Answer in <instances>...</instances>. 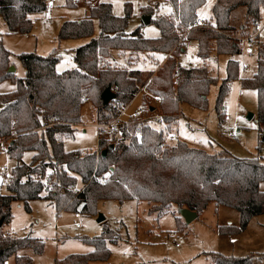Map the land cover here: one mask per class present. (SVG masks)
Listing matches in <instances>:
<instances>
[{
    "label": "trees",
    "instance_id": "trees-1",
    "mask_svg": "<svg viewBox=\"0 0 264 264\" xmlns=\"http://www.w3.org/2000/svg\"><path fill=\"white\" fill-rule=\"evenodd\" d=\"M89 13L80 20H66L60 26L58 39L91 37L74 50V69L57 71L58 56L52 52L46 56L21 53L19 59L25 69L22 77L9 72V51L0 38V82L12 79L15 88L0 93V139H7V154L16 161L6 183V193H0V264H32L28 255L18 254L23 248H31L40 254L44 241L30 234L8 235L3 226L12 218L11 203L22 201L29 211V201L43 199L52 204L56 214L62 210L95 214L98 201L127 200L146 202L148 213L158 216L177 208H188L199 216L209 203L238 210V229L217 226L219 234H233L245 229L249 220L264 213V192L259 189L264 181V161L258 157L238 158L229 154L208 153L177 140L165 146L164 132L146 121L133 119L120 130L119 138H98L94 151L72 150L63 147V138L73 136L75 126L81 122V106L90 100L96 109L97 122L112 120L118 112L113 103L104 105L101 93L110 88L114 101L128 103L144 86L152 95L160 96L158 104L167 123L175 121L181 103L205 109L210 86L217 79L209 75L205 67H184L175 58L183 46H176L180 34L177 26L187 27L197 16L206 0H170L169 17H151L152 5L141 7L142 15L150 16L160 31L155 38L144 37L139 28L127 33L129 15H113L111 4L106 1L85 0ZM93 1H96L94 4ZM78 0H65L74 7ZM46 0H0V15L9 30L27 34L32 29L31 14L46 11ZM130 5L126 6L127 12ZM264 0H215L212 7L214 28L191 29L186 40L197 43V56L206 59L212 51L226 54V76L218 86L215 108L221 113L229 83L238 78L240 54L239 40L248 37L250 29L260 21V7ZM239 7L245 8V22L235 26L231 14ZM97 19L99 33L93 36V19ZM179 23H178V22ZM258 34L254 37L257 39ZM258 41V40H257ZM113 50L119 54L128 52L127 62L119 63L111 57ZM140 53H172L156 72L141 81L138 71L130 70V64ZM134 55L135 57H132ZM240 85L252 89L257 97L256 120L264 137V42H257L256 69L250 77L240 78ZM148 103L147 98H140ZM153 107H149L154 112ZM174 117V118H173ZM139 133V135L137 134ZM113 145L109 149V145ZM107 149L106 156L100 152ZM33 152L30 162H22L23 153ZM113 168L108 179L101 183L99 176ZM49 170L54 177L52 191L42 190L40 178ZM85 185L75 195L72 185ZM174 213V212H173ZM179 228H182L179 227ZM119 235L106 228L99 236L80 237L92 247L87 253H71L54 260V264H107L110 256L108 243L115 244ZM13 258L9 263V258ZM210 264H253L252 258H235L211 253Z\"/></svg>",
    "mask_w": 264,
    "mask_h": 264
},
{
    "label": "rangeland",
    "instance_id": "rangeland-1",
    "mask_svg": "<svg viewBox=\"0 0 264 264\" xmlns=\"http://www.w3.org/2000/svg\"><path fill=\"white\" fill-rule=\"evenodd\" d=\"M105 1L111 4L113 15L117 17L129 15L125 28L127 32L139 28V32L148 38H155L159 29L154 22L143 24L142 16L147 15H142L141 7L152 5L151 17H169L168 7L172 8L170 0ZM213 2L214 0H206L198 13V16L206 19L209 24L213 23L211 19ZM127 5H130L128 12ZM54 6L52 10L31 14L32 29L25 35H21L18 31L10 34L0 15V38L3 37V45L9 51L10 59L15 65H12L15 68L14 77H22L25 73L19 59L21 53L33 52L40 56H46L54 52L59 58L57 71L75 68L70 48L80 45L82 38L58 39V32L64 21L80 16L82 18L86 7L82 3L70 8L65 4V0H58ZM240 9H244V7L237 8V12H234L232 16V24L235 26L245 22L244 11H239ZM184 30L185 27L180 24L177 26V32L180 34L179 39H182V42L186 44V36L183 37ZM257 31L258 37L254 38L251 46L252 53L251 50L248 52L244 41L239 40L242 52L235 57L239 62L238 78L229 83L221 109L222 114L229 116L228 122L223 121L218 115L215 101L218 86L226 76V63L229 58L233 57L226 54L218 55L212 51L208 58L201 59L196 54L197 44L195 41L189 43L184 52H180L177 58L182 66L205 67L209 75L217 79V83L210 86L205 109L181 103L178 113L174 115L175 118L173 117L176 119V123L174 121L170 125H166L167 122L163 120L164 116L159 111V106L154 104V112L149 113L145 121L156 129H162L165 146H171L180 140L190 147L199 148L208 153H226L238 158L258 157L264 161V137L259 130L261 125L256 120V92L252 89L242 88L240 85V78L252 76L256 69L257 42H264V6L260 7L258 25L251 28L249 34ZM98 32L99 25L94 22L93 36ZM73 41H77V45H74ZM116 54L119 55L117 59L120 62L121 59H126L128 56V52L119 54L117 50ZM112 57L113 54L108 59ZM132 57L135 56L132 55ZM167 57H173L172 53H168ZM177 58H175L176 61ZM142 61V59H138L134 64L141 65ZM147 67L154 68L155 65ZM146 78L142 76L143 81ZM14 88V81L10 78L0 82V93L11 91ZM142 96H145L148 102L150 101L148 94ZM140 104V97L137 96L132 101L131 109L140 106ZM248 113H252V117L248 118ZM81 117L82 120L75 126L73 136L63 138V147L66 151H94L98 147V134L94 125L97 122L96 109L90 100H86L81 106ZM225 125L235 131L234 139H228L223 134ZM168 133L173 134V138L168 137ZM32 155L31 151L24 152L22 162H30ZM15 164L16 161L9 158L7 153H0V166L5 165L6 171L11 172ZM7 182L5 172L0 171V193L7 192ZM259 189L264 192V181L260 182ZM149 208L150 205L144 201L127 200L119 203L114 200H101L97 203L95 214H85L80 211L79 206L75 211H79L81 214L78 219L81 226L76 228L72 221L74 212L72 210H62L56 214L54 206L48 201L34 199L29 202L30 210L27 211L23 202L16 200L11 203L12 218L8 224L3 226V230L8 235L30 234L44 241V248L40 254L34 253L28 247L19 250L18 254L31 257L32 264H54L55 259L62 258L67 254L87 253L92 247L83 243L80 237L99 236L106 228L114 230L119 235L115 244H107L110 250L107 264H209L211 253L235 258H252L264 253V213L253 216L244 230L223 235L218 231L215 232V224L238 229L240 214L235 208L220 205L214 209V204L210 203L190 223H186L183 218L180 222L178 221L175 206H171L168 212L160 216L155 212L149 214ZM99 214L104 216L102 222L97 221ZM181 226L182 228H179ZM172 232H176V235L170 236ZM12 261L13 258H9L8 262L12 263ZM252 261L253 264H264L263 258L254 257ZM93 264L103 263L94 262Z\"/></svg>",
    "mask_w": 264,
    "mask_h": 264
},
{
    "label": "built area",
    "instance_id": "built-area-1",
    "mask_svg": "<svg viewBox=\"0 0 264 264\" xmlns=\"http://www.w3.org/2000/svg\"><path fill=\"white\" fill-rule=\"evenodd\" d=\"M47 1V7L46 10H52L55 6L54 4L57 3L58 0H46ZM178 22V21H177ZM198 27H205V28H214V24L211 23L209 24L206 19L199 17L198 15L195 17V19L190 23V25H188L187 27H185V30L183 32V37L185 38V36L187 35V33L191 30V29H195ZM258 34V31L251 34L248 37H243L241 38L244 43L246 44V48L250 50H252V45H253V41H254V37ZM182 45L183 48L186 47V44L182 42V39L178 40V43L175 45ZM141 93V96L143 94H148V96H150V101L148 103H142L140 104V106L131 109V103L134 100L135 96ZM161 102V97L160 96H156V95H152L149 94L145 87L142 86L140 87V89L138 90V92L133 96V98L126 104L120 105L117 102H115L114 100L111 101V103H113V106L116 107L118 109L117 115L110 121L105 122V123H99L96 122L94 123L96 129H97V134H98V138H106V139H110L112 137L114 138H119L120 137V130L121 128L126 125L129 121L133 120V119H137L138 121H145L147 119V115L149 113H151V110H149V107H153L154 104H159ZM224 121L228 122L229 121V116L228 115H224ZM223 134L225 135L226 138L228 139H234L235 138V131L232 130L231 127H229L228 125H225L223 127ZM139 135V133H137ZM168 137L173 138V134L168 133L167 134ZM7 145H8V140L7 139H0V153L5 152L7 153ZM7 167L5 165H1L0 166V171L5 172V176L6 179H9L11 176V172L10 171H6ZM113 169L109 168L105 173L101 174L99 176V180L101 183H104L109 175L110 172ZM41 180V185H42V190L47 193L49 191L53 190L54 187V177L51 174V171L47 170L44 175L40 178ZM85 185H72L70 187V190L77 195L78 193H80L83 189H84ZM81 214L79 211H74L73 212V224L76 228H79L81 226L80 222L78 221V219L80 218ZM6 234H8L7 232H5ZM176 232H172L170 233V236H175ZM177 245V244H176Z\"/></svg>",
    "mask_w": 264,
    "mask_h": 264
},
{
    "label": "crops",
    "instance_id": "crops-1",
    "mask_svg": "<svg viewBox=\"0 0 264 264\" xmlns=\"http://www.w3.org/2000/svg\"><path fill=\"white\" fill-rule=\"evenodd\" d=\"M98 1H105V0H98ZM215 1V0H214ZM96 1H93V3L92 4H94ZM106 2H108V1H106ZM83 3V5L86 7V10H85V13L83 14V16H82V18H84V17H86L87 15H88V13H89V4L88 3H86V1L85 0H78V2L76 3V5L75 6H78L79 4H82ZM214 3V2H213ZM213 5V4H212ZM74 6V7H75ZM168 7V6H167ZM70 8H73V7H70ZM169 8V13H171L172 12V8L169 6L168 7ZM201 8V7H200ZM200 8L198 9V11H197V15H198V13H200ZM54 9V8H53ZM165 11H166V8H165ZM239 11H244V15H245V8L244 9H240ZM234 12H237V9L236 10H234L233 12H232V14H231V22H232V16H233V14H234ZM81 17V16H80ZM73 18V19H70V20H80V19H82V18ZM30 18H31V16H30ZM94 22H97V24H98V21H97V19H93V24H94ZM4 24H5V22H4ZM144 24V23H143ZM242 24V23H241ZM62 25V24H61ZM234 25V24H233ZM6 26V25H5ZM6 28H7V26H6ZM8 29V28H7ZM100 30V29H99ZM8 31L10 32V34H13L15 31H17V30H9L8 29ZM159 31V30H158ZM127 32V31H126ZM30 33V32H29ZM99 33V32H98ZM127 33H130V32H127ZM28 34V33H27ZM22 35V34H21ZM25 35V34H24ZM96 35H98V34H96ZM95 35V36H96ZM160 35V31L158 32V35L156 36V37H158ZM82 38V39H81ZM81 38H71V39H81L80 41H81V44L80 45H78V46H81V45H83V44H85V43H87L89 40H90V38L91 37H88V36H86V37H81ZM69 39V38H68ZM2 40H3V37H2ZM192 41H194V40H186V47L185 48H183L182 49V52H184L185 51V49L187 48V46H188V44L189 43H191ZM75 44L74 45H77V41H73ZM196 42V41H195ZM80 43V42H79ZM197 44V43H196ZM73 44H71V46H74ZM78 46H76V47H74V48H70V53H71V59H73V54H74V50L78 47ZM197 50V49H196ZM248 50V52H249V49H247ZM113 52L114 53H112L113 54V57L111 58V59H115L116 61H118V59H117V57L119 56V55H115V50H113ZM253 51L251 50V53H252ZM161 56V57H160ZM236 56H234V58H235ZM9 58H10V56H9ZM138 59H142L143 61H142V64L141 65H138V64H134V62L135 61H137ZM165 59H166V55L165 56H162L161 54H150V53H140L138 56H136L135 58H134V60L130 63V64H128V68L130 69V70H134V71H138L141 75H140V78H141V80H143L142 79V76H144V78H146L148 75H150V73H152L153 71H155V70H157L158 69V67L165 61ZM255 59H256V56H255ZM74 61V60H73ZM119 63H121V64H124V63H126L127 62V59H121V62L120 61H118ZM177 62L178 63H180L179 62V59L177 58ZM75 63V62H74ZM10 64L11 65H14V63H13V61H11V59H10ZM148 65H155V67L154 68H149V67H147ZM15 66V65H14ZM76 66V65H75ZM56 69H57V64H56ZM14 70H15V68H14ZM137 96H139L140 98L142 97L141 96V93H138L136 96H135V98L137 97ZM134 98V99H135ZM132 104V103H131ZM230 119V118H229ZM174 127V126H173ZM175 130V129H174ZM33 153V152H32ZM30 202V201H29ZM210 204V203H209ZM208 204V205H209ZM212 204H214V203H212ZM207 205V206H208ZM220 205H215L214 204V209H217L218 207H219ZM198 217V216H197ZM217 226H218V224H215V232L217 231ZM260 255H263L262 257L260 256ZM260 255H256V256H254V257H258L259 259H264V253H261ZM254 257H252L253 259H254ZM210 264V263H209Z\"/></svg>",
    "mask_w": 264,
    "mask_h": 264
},
{
    "label": "water",
    "instance_id": "water-1",
    "mask_svg": "<svg viewBox=\"0 0 264 264\" xmlns=\"http://www.w3.org/2000/svg\"><path fill=\"white\" fill-rule=\"evenodd\" d=\"M150 20V16H142V21L144 24H148ZM9 72H13L14 71V67L12 65L9 66L8 68ZM102 103L104 105H107L108 103H110L112 100L115 99V93L114 91H112L110 88H106L103 90V92L100 95ZM252 113H248L247 117L250 118L252 117ZM113 147V145H109V149H111ZM106 152L107 149H103L101 150L100 154L102 157L106 156ZM113 169V168H111ZM179 215L184 219V221L186 223H190L192 220H194L195 218H197V213L188 209V208H183L179 210ZM104 220V216L102 214L98 215L97 221L98 222H102ZM2 223V220H0V225Z\"/></svg>",
    "mask_w": 264,
    "mask_h": 264
}]
</instances>
